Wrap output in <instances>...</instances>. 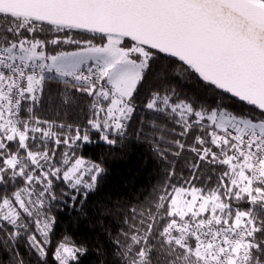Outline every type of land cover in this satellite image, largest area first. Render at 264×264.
I'll list each match as a JSON object with an SVG mask.
<instances>
[{"label": "snow or ice", "instance_id": "6c2138e0", "mask_svg": "<svg viewBox=\"0 0 264 264\" xmlns=\"http://www.w3.org/2000/svg\"><path fill=\"white\" fill-rule=\"evenodd\" d=\"M129 139L164 177L112 234L91 203L106 168L79 153ZM61 205L109 247L58 235ZM90 252L264 264V0H0V264Z\"/></svg>", "mask_w": 264, "mask_h": 264}, {"label": "trees", "instance_id": "16d2710c", "mask_svg": "<svg viewBox=\"0 0 264 264\" xmlns=\"http://www.w3.org/2000/svg\"><path fill=\"white\" fill-rule=\"evenodd\" d=\"M43 115L51 117L52 112L50 110ZM79 154L86 160L102 161L106 168L104 181L91 203L96 219L112 234L121 227L120 214L132 207L145 205L163 182L162 164L147 142L129 139L122 147L109 148L97 140L94 144L85 145ZM105 210L115 214L106 215ZM53 214L58 217V235L70 233L78 241L86 240L90 246L109 247L105 234L99 226L94 227L91 220L76 218L62 205L54 208ZM99 260L95 252H90L83 258V264H99Z\"/></svg>", "mask_w": 264, "mask_h": 264}]
</instances>
